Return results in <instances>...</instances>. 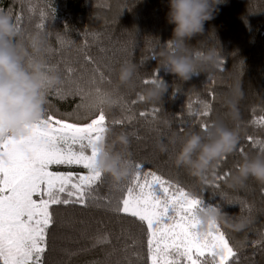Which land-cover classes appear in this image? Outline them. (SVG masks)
<instances>
[{"label": "trees", "instance_id": "trees-1", "mask_svg": "<svg viewBox=\"0 0 264 264\" xmlns=\"http://www.w3.org/2000/svg\"><path fill=\"white\" fill-rule=\"evenodd\" d=\"M167 3L168 0H0V12L11 10L14 21L16 16L22 17L19 46L30 51V38L37 33L43 36L45 45L52 49L51 54L43 52V56L49 65L59 66L61 77L66 65L76 68L78 75H90L93 64L84 60L85 53L106 66L110 83L102 87L128 102H136L130 113L135 119L123 125L110 124L107 139L126 135V152L131 162L143 164V170L150 168L186 190L199 193L203 207L215 206L227 213V223L220 226L240 248V264H264V246L254 243L264 232V185L249 179L243 187L229 188L227 179L215 189L175 163L185 134L204 132L200 127L202 121L209 123L210 128L223 122L243 130L237 150L225 157L226 163L221 161L215 168L218 174L230 171L231 176L245 155L264 154L259 143L247 139L252 136L264 142V125L259 122L264 117V0H224L216 17L205 23V36L189 42L200 49L214 46L219 67L213 73L194 74L189 81L166 72L158 61L162 48H174V26L166 20ZM41 23L43 28L38 27ZM127 62L138 67L137 88L116 90V70ZM156 70L159 80L168 84V91L157 103L141 101L138 93L149 85L143 81L156 78ZM233 97L235 104L230 106L227 100ZM48 99L53 112L71 111L79 102L72 98L60 102L54 95ZM203 101L212 105L210 115H190V111L197 113L202 109ZM154 108H158V116H139L141 111L151 113ZM106 111L110 121L129 114L120 106ZM207 176L211 179V172ZM130 178L131 175L117 184L103 175L104 182L97 194L119 196ZM245 205L251 208L250 212ZM54 207L57 223L50 232L47 264H127V260L142 264L136 252H141L146 260V236L134 218L96 207ZM240 218L249 221L243 230L228 226ZM105 235L108 242L97 244L96 238ZM134 239L143 241V245L135 246Z\"/></svg>", "mask_w": 264, "mask_h": 264}, {"label": "snow or ice", "instance_id": "snow-or-ice-1", "mask_svg": "<svg viewBox=\"0 0 264 264\" xmlns=\"http://www.w3.org/2000/svg\"><path fill=\"white\" fill-rule=\"evenodd\" d=\"M8 14L13 18L11 10ZM21 19V16L15 17L20 31ZM38 27L43 28L44 24ZM43 52L51 54L52 49L45 45ZM84 60L93 64L90 75H78L76 68L66 65L60 82L47 93L48 108L44 117L30 126L26 136L0 139V264H47L50 232L57 223L54 206L103 208L115 215L122 213L134 218L146 236V260L141 252H136L142 264H240V248L219 224L211 223L203 234L197 230L196 213L205 208L200 194L186 190L150 168L143 170V164L132 162L129 184L121 189L119 196L97 194L104 181L103 175L95 170L96 145L105 138L110 124L123 125L135 119L130 113L136 102H128L111 92L117 97L114 106H120L129 114L110 121L103 101L109 91L102 85L110 83L106 66L96 63L86 53ZM52 66L61 71L58 65ZM155 76L143 83L158 81V70ZM52 95L60 102L70 98L79 102L71 111L57 109L53 112L48 99ZM202 104L200 111L189 114L208 117L212 105L207 101ZM187 107L192 109L190 103ZM158 112V108H154L151 113L141 111L139 116L151 119L158 116ZM259 122L264 125V117H260ZM200 127L207 131L210 125L202 121ZM247 139L253 144L259 143L264 151V142L252 136ZM222 161L227 162L226 158ZM211 175L214 182L205 180L204 183L219 189L220 182L229 178L230 171L218 174L213 169ZM155 186L163 190L164 199L156 196ZM169 208L175 210V216L166 224L163 218ZM245 208L251 211L249 206ZM107 242L106 235L96 238L97 244ZM143 243L133 240L135 246ZM254 243L264 246V232ZM127 264L131 261L127 260Z\"/></svg>", "mask_w": 264, "mask_h": 264}, {"label": "clouds", "instance_id": "clouds-1", "mask_svg": "<svg viewBox=\"0 0 264 264\" xmlns=\"http://www.w3.org/2000/svg\"><path fill=\"white\" fill-rule=\"evenodd\" d=\"M222 3L224 0H168L166 20L174 26L171 39L174 48H162L158 58L166 72L181 81H189L194 74H209L218 69L219 55L214 46L200 49L189 42L205 36V23L216 17ZM19 36L20 30L13 18L7 12H0V139L26 136L30 126L44 117L47 93L61 79L60 72L43 56V36L37 33L30 38V51L18 45ZM137 72L135 63H122L116 70L114 89L136 90ZM167 91L168 84L160 79L141 88L138 94L142 101L157 103L163 100ZM111 92L103 97L105 110L111 109L117 99ZM227 103L234 106L235 98L228 99ZM242 131L239 126L228 127L223 122H216L207 131L186 133L175 163L188 168L202 181L213 183L214 176L209 179L207 174L237 150ZM110 133L111 129L96 145L95 170L119 184L133 173L126 152L129 140L126 135L119 134L109 141ZM161 149L164 150L163 145ZM249 179L264 185V154L245 155L228 178L227 187H243ZM227 216L215 206L199 210L196 213L197 230L206 233L211 223H227ZM248 223L247 218H240L228 226L239 231Z\"/></svg>", "mask_w": 264, "mask_h": 264}, {"label": "rangeland", "instance_id": "rangeland-1", "mask_svg": "<svg viewBox=\"0 0 264 264\" xmlns=\"http://www.w3.org/2000/svg\"><path fill=\"white\" fill-rule=\"evenodd\" d=\"M155 191H156V196L164 199L165 198V194L163 193V190L159 188V186H155ZM175 216V210L172 208H169L168 210V215L166 217L163 218V222L168 224L171 223V217Z\"/></svg>", "mask_w": 264, "mask_h": 264}]
</instances>
